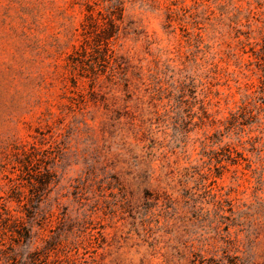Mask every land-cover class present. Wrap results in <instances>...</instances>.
<instances>
[{
    "label": "rangeland",
    "instance_id": "1",
    "mask_svg": "<svg viewBox=\"0 0 264 264\" xmlns=\"http://www.w3.org/2000/svg\"><path fill=\"white\" fill-rule=\"evenodd\" d=\"M263 71L264 0H0V264H264Z\"/></svg>",
    "mask_w": 264,
    "mask_h": 264
},
{
    "label": "trees",
    "instance_id": "2",
    "mask_svg": "<svg viewBox=\"0 0 264 264\" xmlns=\"http://www.w3.org/2000/svg\"><path fill=\"white\" fill-rule=\"evenodd\" d=\"M247 54V52H245ZM255 62H252L251 56L248 57L247 62L243 64V66H241V73L243 75H246L244 72H250V73H256L253 69H251V66L254 64ZM259 63V62H256ZM255 63V64H256ZM259 65V64H258ZM247 77V75H246ZM259 78V84H255L254 82H250V83H246L245 88L246 91H251L254 95H258V94H263L264 93V71L263 73L260 74ZM252 98V95H246L244 101L242 102V105L239 106V110L241 111H246V109L248 108L247 106V101L249 99Z\"/></svg>",
    "mask_w": 264,
    "mask_h": 264
}]
</instances>
